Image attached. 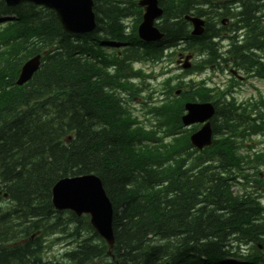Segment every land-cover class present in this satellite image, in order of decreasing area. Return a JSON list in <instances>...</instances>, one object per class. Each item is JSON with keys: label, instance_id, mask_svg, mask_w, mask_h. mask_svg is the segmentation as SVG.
I'll return each mask as SVG.
<instances>
[{"label": "trees", "instance_id": "trees-1", "mask_svg": "<svg viewBox=\"0 0 264 264\" xmlns=\"http://www.w3.org/2000/svg\"><path fill=\"white\" fill-rule=\"evenodd\" d=\"M105 1L93 0L96 27L82 35L63 32L51 11L29 3L8 8L0 1V44L8 47L1 58L7 73L4 66L0 70V200L6 194L9 201L7 206L0 203V264H42L34 252L41 253L42 238L56 228L61 234L70 231L77 244L64 255L68 263L55 264H89L104 257L106 245L90 230L87 217L70 214L68 219L51 206V188L60 178L90 173L99 177L113 207L115 259L105 264H264V250H258L259 245L264 249V221L255 207L228 193L225 173L213 178L195 166L167 167V152L158 149L150 154L139 151L141 158L136 154L139 137H151L132 128L134 119L114 103L116 87L122 88L116 75L120 65L129 66L128 53L113 58L101 48L103 38L121 39L127 33L122 18L139 17L140 12L134 0L126 2L132 13ZM172 1L175 18L162 23V44L190 37L184 13L193 10L204 17L207 10L201 6L207 4L222 15L215 0ZM226 1L240 5L239 26L247 29L246 44L260 46L253 29L263 17L264 0ZM8 15L13 17L2 19ZM212 25L207 29L215 37ZM206 34L190 37L191 47H207ZM129 38L138 41L135 26ZM42 52L33 78L15 86L22 63ZM112 65L115 74H110ZM180 97L193 98L186 92ZM153 112L178 121L180 102ZM222 115L218 122L212 119L213 132L227 125L229 111ZM182 144L190 147L187 138ZM215 145L213 140L212 147L203 150L205 158H213ZM151 154L153 159L148 158ZM84 231L89 234L85 239ZM242 244L253 245L254 252L241 254ZM227 257L241 258V263Z\"/></svg>", "mask_w": 264, "mask_h": 264}, {"label": "water", "instance_id": "water-1", "mask_svg": "<svg viewBox=\"0 0 264 264\" xmlns=\"http://www.w3.org/2000/svg\"><path fill=\"white\" fill-rule=\"evenodd\" d=\"M7 7H14L23 2L42 6L54 12L57 22L61 28L68 33L88 32L94 27V15L91 11L90 0H3ZM147 4L143 21L138 28V34L145 40L158 39L160 35L152 27L153 19L160 11L156 7V0L142 1L140 4ZM194 27L192 34L199 35L203 29V22L197 19H189ZM38 57L27 61L20 72L17 83L28 80L37 69ZM188 116L184 117V124L192 122H203L207 120L213 110L208 104L188 105ZM209 124L204 125L198 132L191 135V143L201 147L209 143ZM52 204L56 209H69L77 216L82 213L90 215V224L96 232L113 246L112 235V207L105 195L100 180L95 176H83L60 179L52 189Z\"/></svg>", "mask_w": 264, "mask_h": 264}, {"label": "bare ground", "instance_id": "bare-ground-1", "mask_svg": "<svg viewBox=\"0 0 264 264\" xmlns=\"http://www.w3.org/2000/svg\"><path fill=\"white\" fill-rule=\"evenodd\" d=\"M158 2H161L162 3V5H163V7H164V13H163V17H162V19L160 20V23H159V30H160V28H161V25H162V23L163 22H165V20H166V18H167V21L168 20H170V19H172V18H175V15H174V17H172L173 16V12L172 11H170V9H169V5H170V3L171 2H173L172 0H157ZM104 2H106L105 0H101V4L102 3H104ZM111 2H117L119 5H120V7H125V10H126V12H131L132 13V10H130V8L123 2V1H120V0H111ZM203 6H205L206 7V10H207V13L209 14V16L211 17L210 19L211 20H214L216 17H217V12H215V10H213V7L211 6V5H207V4H203ZM261 10L263 11V14H264V7H262L261 8ZM263 14H261L263 17H262V19L261 20H264V15ZM131 15V14H130ZM130 15L129 16H126L125 18H122L121 19V21H120V23L124 26V23H125V21L128 19V17H130ZM179 19V18H178ZM186 28V27H185ZM131 29L132 28H127V30H130V31H127V34L128 35H130V32H131ZM240 29L245 33V34H247V29H245V28H243V27H241L240 26ZM214 31H216L218 34H219V30L218 29H213ZM136 32V31H135ZM90 33H92V31L90 32ZM162 33V32H161ZM87 34H89V33H87ZM212 34V33H211ZM71 35H74V34H71ZM75 35H78V34H75ZM189 35V34H188ZM136 36H137V33H136ZM217 36V35H216ZM215 36V37H216ZM164 37H165V35L163 36V39H164ZM245 38H246V36L243 38V39H236L235 40V45H236V52H239V58H240V60L241 61H244L245 59H246V57H247V54H248V52H250L251 51V49H252V45L251 44H246V42L247 41H245ZM105 39L106 38H103L102 39V42L104 41V43H105V45L104 46H106V44H108V40L106 39V41H105ZM137 39H138V41H139V38H138V36H137ZM191 38L189 37V38H185L184 40L187 42V44H190L189 42L191 41L190 40ZM44 54H45V52H42V53H39V54H35V55H33V56H39L40 57V65H39V68H40V66H41V58H42V56H44ZM24 63V62H23ZM23 63H22V65H23ZM22 65L20 66V68H19V70H18V74H17V76H16V78H15V80H14V85L15 86H17V87H22L23 85H25L26 83H28L32 78H33V76L31 77V78H29L28 80H26V81H23V82H21V83H17V81H18V79H19V76H20V72H21V69H22ZM39 68H38V70H39ZM37 70V71H38ZM89 175H95V174H92V173H90ZM96 176V175H95ZM97 178H99L98 176H96ZM60 179H62V178H60ZM59 179V180H60ZM58 180V181H59ZM57 181V182H58ZM57 182L53 185V187L51 188V201H52V195H53V191H52V189L54 188V186L57 184ZM112 204V203H111ZM113 208V207H112ZM70 214H72V215H74L73 213H70V212H67L66 214H65V216L69 219L70 218ZM74 217L75 218H82L81 216H77V215H74ZM87 224H88V226H89V228H90V230L92 231V232H94L95 230H94V228L92 227V225L87 221ZM69 232L70 231H68V232H66L65 231V234H62L64 237H65V239H67L68 241H71V242H73V243H75V244H77V241L76 240H71L72 238L68 235L69 234ZM89 234H87L85 231L82 233V236H83V238L85 239L87 236H88ZM33 237H34V235H32L30 238H28L27 240H21V241H19V242H17V243H22V242H24V241H28L29 239H33ZM43 240L45 239V237L44 238H42ZM92 240H90V242H91ZM93 242V241H92ZM91 242V243H92ZM234 245V247L232 248V249H234L235 248V244H233ZM114 246H115V243H114ZM73 248H75V247H73ZM115 258H114V254L112 255V256H109V255H104V257H99V258H96L95 260H94V262L95 263H97V262H102V264H105V263H107V261H109V260H114Z\"/></svg>", "mask_w": 264, "mask_h": 264}, {"label": "rangeland", "instance_id": "rangeland-1", "mask_svg": "<svg viewBox=\"0 0 264 264\" xmlns=\"http://www.w3.org/2000/svg\"><path fill=\"white\" fill-rule=\"evenodd\" d=\"M127 31H130V30H127ZM224 45H226V44H224ZM97 51H99V50H97ZM174 60H175V58H174ZM167 68H169L171 71V74H174V75H177L180 71L179 68L175 64L167 66ZM158 69H159V66L156 67V71ZM208 75H209V78L212 80L211 81L212 84H216L218 81L222 80L221 78L220 79L218 78V76L216 75L215 72L212 73L211 71H206L202 76L195 77V81H198L200 78H206ZM134 106L137 107V109L139 111V105L134 104ZM1 204L4 206H7V205H9V201L5 200V201L1 202ZM52 233H50L51 234L50 237H52V238L48 242L53 240V238L55 237L54 235L58 233V228H56V230H54ZM48 237H49V235H48ZM66 242H68V241H66ZM68 243L70 245H66L65 242L55 243V244L50 245V248H47V249L45 246H43L41 249V252H43V253L46 252L47 258H49V259L57 258L58 260H60L61 254L63 253V251H65L66 249H70L71 247H73L75 245L73 242H70V241ZM95 243H99V241L96 240ZM250 246H252V245L250 244ZM34 253H35L36 257L39 258L38 257L39 254L36 252H34ZM40 261H41V259H40ZM41 263H42V261H41Z\"/></svg>", "mask_w": 264, "mask_h": 264}, {"label": "flooded vegetation", "instance_id": "flooded-vegetation-1", "mask_svg": "<svg viewBox=\"0 0 264 264\" xmlns=\"http://www.w3.org/2000/svg\"><path fill=\"white\" fill-rule=\"evenodd\" d=\"M237 3V2H236ZM236 3H233V5H235ZM236 6V5H235ZM235 6H234V8H235ZM236 9V8H235ZM224 26H226V27H230L231 26V20H229V19H227V21L224 23Z\"/></svg>", "mask_w": 264, "mask_h": 264}]
</instances>
